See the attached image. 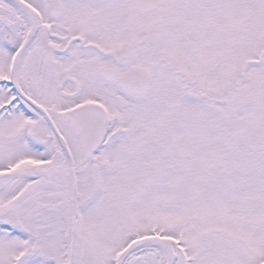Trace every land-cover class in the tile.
<instances>
[{"label": "snow or ice", "instance_id": "1", "mask_svg": "<svg viewBox=\"0 0 264 264\" xmlns=\"http://www.w3.org/2000/svg\"><path fill=\"white\" fill-rule=\"evenodd\" d=\"M0 264H264V0H0Z\"/></svg>", "mask_w": 264, "mask_h": 264}]
</instances>
